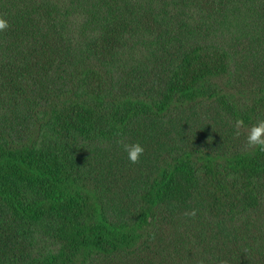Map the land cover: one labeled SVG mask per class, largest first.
<instances>
[{
	"label": "trees",
	"instance_id": "trees-1",
	"mask_svg": "<svg viewBox=\"0 0 264 264\" xmlns=\"http://www.w3.org/2000/svg\"><path fill=\"white\" fill-rule=\"evenodd\" d=\"M0 16V264H264V0Z\"/></svg>",
	"mask_w": 264,
	"mask_h": 264
},
{
	"label": "clouds",
	"instance_id": "clouds-1",
	"mask_svg": "<svg viewBox=\"0 0 264 264\" xmlns=\"http://www.w3.org/2000/svg\"><path fill=\"white\" fill-rule=\"evenodd\" d=\"M8 21L0 16V31H3L8 27ZM244 121L242 119L236 120L237 132L236 135H239V126L243 125ZM246 141L249 146H255L260 151H264V118L258 119L254 124H251L247 128ZM121 145L122 150L126 153V156L129 161L132 163L137 162L142 153L144 152V147L140 142H125L118 141ZM195 210L186 211V216H194Z\"/></svg>",
	"mask_w": 264,
	"mask_h": 264
},
{
	"label": "rangeland",
	"instance_id": "rangeland-1",
	"mask_svg": "<svg viewBox=\"0 0 264 264\" xmlns=\"http://www.w3.org/2000/svg\"><path fill=\"white\" fill-rule=\"evenodd\" d=\"M208 117H209V116H208ZM214 117H215V119H216L217 121H219V122H220V124H221V126H220V127H222V125H223L222 121H221V120H219V118H217L216 116H214ZM210 119H213V118H210V117H209V120H210ZM215 119L212 121L213 123H214V122H216V120H215ZM206 126L208 127V128H206V130H207V129H209V128H214V127H210V123H209V124H207Z\"/></svg>",
	"mask_w": 264,
	"mask_h": 264
}]
</instances>
